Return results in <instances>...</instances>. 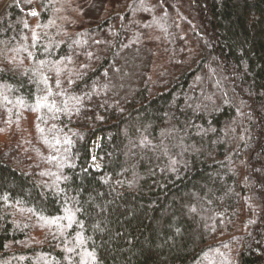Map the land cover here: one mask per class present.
Returning a JSON list of instances; mask_svg holds the SVG:
<instances>
[{
  "label": "trees",
  "instance_id": "1",
  "mask_svg": "<svg viewBox=\"0 0 264 264\" xmlns=\"http://www.w3.org/2000/svg\"><path fill=\"white\" fill-rule=\"evenodd\" d=\"M4 129L0 264H264V0H0Z\"/></svg>",
  "mask_w": 264,
  "mask_h": 264
},
{
  "label": "rangeland",
  "instance_id": "2",
  "mask_svg": "<svg viewBox=\"0 0 264 264\" xmlns=\"http://www.w3.org/2000/svg\"><path fill=\"white\" fill-rule=\"evenodd\" d=\"M18 60H21V58L20 59H18ZM39 86L40 87H38V88H36L35 90H36V92H38L39 90H41V85L43 84V83H41L40 81H39ZM8 93H10V91H8ZM39 93V92H38ZM37 97V96H36ZM37 106L39 107V109H41V108H45L46 107V105H48L47 104V102H44V101H42L41 99H39V100H37ZM13 108H16V107H14V106H12L7 112H9L10 113V111L13 109ZM8 113V114H9ZM10 115V114H9ZM25 116L24 115H22L21 116V119H20V122H19V125H21V123H24L25 122V118H24ZM8 129H4V130H0V145L1 144H3V142H5L6 141V138H7V134H8ZM36 135V134H35ZM34 135V136H35Z\"/></svg>",
  "mask_w": 264,
  "mask_h": 264
},
{
  "label": "snow or ice",
  "instance_id": "3",
  "mask_svg": "<svg viewBox=\"0 0 264 264\" xmlns=\"http://www.w3.org/2000/svg\"><path fill=\"white\" fill-rule=\"evenodd\" d=\"M32 15H36V13L33 12ZM36 38H37V37H36L35 34H34V39H36ZM46 80H47V78H45V82H46ZM69 82L71 83V81H69ZM57 86L59 87V81H57ZM50 92H51V89H49V93H50ZM47 99H48L47 96L41 98V100L44 101V102H46ZM73 99H77V98H73ZM46 106H48V105H46ZM49 107H50V109H52V108H56V105H55V103H53V104H51ZM56 110L59 111V109H56ZM40 131H43V130L40 129ZM42 219H43V218H42ZM58 219H60V218H56V219H53V220H51V221H47V220H46L45 223L56 224ZM66 219H68L69 221H71V220H72V216H71V215H68V216L66 217ZM68 226L70 227L71 224H69ZM70 250H71V249H70Z\"/></svg>",
  "mask_w": 264,
  "mask_h": 264
}]
</instances>
